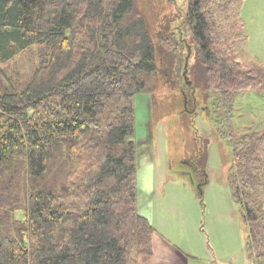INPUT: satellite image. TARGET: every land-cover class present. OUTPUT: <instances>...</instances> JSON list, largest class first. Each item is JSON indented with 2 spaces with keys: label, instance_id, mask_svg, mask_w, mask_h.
<instances>
[{
  "label": "trees",
  "instance_id": "16d2710c",
  "mask_svg": "<svg viewBox=\"0 0 264 264\" xmlns=\"http://www.w3.org/2000/svg\"><path fill=\"white\" fill-rule=\"evenodd\" d=\"M244 1L188 0L154 32L134 0H0V264L152 255L154 229L138 207L135 97L179 78L193 108L190 63L230 147L225 186L245 257L264 264V120L233 125L239 98L264 95V64L243 67L233 54L246 41Z\"/></svg>",
  "mask_w": 264,
  "mask_h": 264
},
{
  "label": "rangeland",
  "instance_id": "374dc122",
  "mask_svg": "<svg viewBox=\"0 0 264 264\" xmlns=\"http://www.w3.org/2000/svg\"><path fill=\"white\" fill-rule=\"evenodd\" d=\"M187 1L134 0V3L136 13L144 15L148 26L156 32L160 22L174 21L184 14ZM240 18L246 41L234 48L235 60L243 67L252 61L264 64V0H245ZM192 66L190 63L188 78L196 85L193 108L190 104L184 106L179 78L177 86L169 88L173 90H163L153 97L148 94L135 97V140L138 161L141 160L137 180H142V184L137 182L138 207L140 210L144 207L154 229L152 255L138 257L137 261L255 264L245 257V228L225 186L231 165L230 147L214 133V116L209 113L213 96L209 94L208 102L202 100L201 82H194ZM233 111L234 128L252 127L255 121L264 120V95L239 98ZM148 173L155 177L152 191L147 188Z\"/></svg>",
  "mask_w": 264,
  "mask_h": 264
},
{
  "label": "crops",
  "instance_id": "0c3cea01",
  "mask_svg": "<svg viewBox=\"0 0 264 264\" xmlns=\"http://www.w3.org/2000/svg\"><path fill=\"white\" fill-rule=\"evenodd\" d=\"M139 164H140V162H141V160L139 159ZM138 164V165H139ZM146 169V168H145ZM153 173H154V170H153ZM148 176L150 177H148V179H149V181H150V183H148V181H146L147 182V188H149V191H152L153 190V188H154V182H155V177H154V175H151L150 173H148ZM137 182H138V184H142V180H137ZM151 186H152V188H151ZM139 212H140V214L143 216V217H145L146 218V216H147V213H145V210H144V207H142V209L140 210V208H139ZM144 212V213H143ZM149 213V212H148ZM145 216H144V215ZM148 218V217H147ZM146 218V219H147ZM149 220V219H148Z\"/></svg>",
  "mask_w": 264,
  "mask_h": 264
},
{
  "label": "water",
  "instance_id": "95a60500",
  "mask_svg": "<svg viewBox=\"0 0 264 264\" xmlns=\"http://www.w3.org/2000/svg\"><path fill=\"white\" fill-rule=\"evenodd\" d=\"M189 57H190V53H189V49H188L187 56H186V58L184 60L183 73H182V77H183L184 83H185V85L187 87L191 86V83L188 81V78L186 76Z\"/></svg>",
  "mask_w": 264,
  "mask_h": 264
},
{
  "label": "flooded vegetation",
  "instance_id": "af4514ba",
  "mask_svg": "<svg viewBox=\"0 0 264 264\" xmlns=\"http://www.w3.org/2000/svg\"><path fill=\"white\" fill-rule=\"evenodd\" d=\"M192 103H194V101H192Z\"/></svg>",
  "mask_w": 264,
  "mask_h": 264
}]
</instances>
